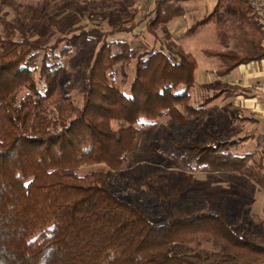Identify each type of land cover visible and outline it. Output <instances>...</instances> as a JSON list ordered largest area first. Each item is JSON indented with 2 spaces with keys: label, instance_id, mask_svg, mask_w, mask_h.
Here are the masks:
<instances>
[{
  "label": "trees",
  "instance_id": "trees-1",
  "mask_svg": "<svg viewBox=\"0 0 264 264\" xmlns=\"http://www.w3.org/2000/svg\"><path fill=\"white\" fill-rule=\"evenodd\" d=\"M120 1L137 7L145 0ZM194 1L156 0L148 32L158 38L154 29L167 31ZM220 6L189 35L211 23ZM138 25L93 27L42 46L22 21L0 15V264H264L263 223L254 230L209 198L166 194L140 147L143 131L168 117L175 133L163 150L181 169L264 189V133L223 139L205 127L207 107L235 89L218 83L194 105L197 65L184 50L108 40ZM257 27L261 46L264 28ZM205 53L227 61L224 75L264 56ZM75 56L92 61L80 104L61 84L65 62ZM132 62L126 90L118 67ZM252 139L255 150L239 153ZM140 163L146 170L138 181L127 171Z\"/></svg>",
  "mask_w": 264,
  "mask_h": 264
},
{
  "label": "rangeland",
  "instance_id": "rangeland-1",
  "mask_svg": "<svg viewBox=\"0 0 264 264\" xmlns=\"http://www.w3.org/2000/svg\"><path fill=\"white\" fill-rule=\"evenodd\" d=\"M155 1L145 0L140 6L130 7L123 5L120 0H61L56 3L44 0H0V15L12 21H22L31 32L32 40L42 46L53 44L61 35L69 36L93 27L108 32L139 23L133 32H121L108 40L127 41L136 49L162 48L176 55L178 51L184 50L197 65V85L191 91L194 105L200 104L220 82L237 84L235 88L238 94L236 92L232 98L218 100L207 107L204 126L216 131L223 139L243 137L250 133L258 136L263 134L264 126L259 128L257 123L244 119L253 117L244 106L246 99L240 96V92L250 94L243 87L244 76L237 71L224 75L222 71L227 61L205 53L223 51L245 56L257 48L261 36L257 27L260 22L255 19L248 5L243 0H198L185 3L187 13L174 18L168 24L167 31L163 27L154 29L157 38L148 32L146 25L152 17ZM219 2V12L211 23L189 35L194 25L210 15ZM134 62L118 67L117 82L126 90H129L134 76ZM91 63V60L76 56L65 62L66 73L61 84L78 104L81 103ZM171 124L172 121L167 117L161 119L156 128H146L140 144L142 151L149 155L146 160L147 170L164 192L175 198H209L214 208L225 207L236 224L254 230L261 223L264 224V189H260L254 181L235 183L226 174L215 172L190 174L168 158L163 149L175 133ZM255 144L252 139L238 151H253ZM145 170L144 164L140 163L127 172L140 181Z\"/></svg>",
  "mask_w": 264,
  "mask_h": 264
},
{
  "label": "crops",
  "instance_id": "crops-1",
  "mask_svg": "<svg viewBox=\"0 0 264 264\" xmlns=\"http://www.w3.org/2000/svg\"><path fill=\"white\" fill-rule=\"evenodd\" d=\"M260 39L261 36L257 41V48L253 52L249 53H259L264 55V41L260 46ZM234 71L240 72L244 76L243 87L248 90L250 94L247 95L240 92V96H244L246 99L244 100V106L250 111L251 115L253 116L252 118L256 120L255 123L259 125L258 127L262 128V126H264V56L261 59L249 64L240 65L232 72ZM220 83L234 88L237 92L235 88L237 84L226 81Z\"/></svg>",
  "mask_w": 264,
  "mask_h": 264
},
{
  "label": "built area",
  "instance_id": "built-area-1",
  "mask_svg": "<svg viewBox=\"0 0 264 264\" xmlns=\"http://www.w3.org/2000/svg\"><path fill=\"white\" fill-rule=\"evenodd\" d=\"M247 2L252 7L254 14L264 28V0H247Z\"/></svg>",
  "mask_w": 264,
  "mask_h": 264
}]
</instances>
